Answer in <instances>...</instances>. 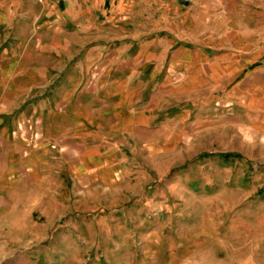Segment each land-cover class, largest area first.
Returning a JSON list of instances; mask_svg holds the SVG:
<instances>
[{"label": "rangeland", "instance_id": "rangeland-1", "mask_svg": "<svg viewBox=\"0 0 264 264\" xmlns=\"http://www.w3.org/2000/svg\"><path fill=\"white\" fill-rule=\"evenodd\" d=\"M189 7L0 0V264H264V93L170 68Z\"/></svg>", "mask_w": 264, "mask_h": 264}, {"label": "crops", "instance_id": "crops-1", "mask_svg": "<svg viewBox=\"0 0 264 264\" xmlns=\"http://www.w3.org/2000/svg\"><path fill=\"white\" fill-rule=\"evenodd\" d=\"M180 1H189L190 4L186 26L190 29L197 28L198 20L204 18L207 34L198 40L189 30L190 35L181 36L180 41L174 40V44L181 49L176 51L177 56L170 63V68L194 69V72H189L188 78L190 85L195 86V89L198 85H218L223 89L221 96H251V99L261 96L264 93V80L261 78L264 73V3L259 0ZM173 32L175 37H180L177 28ZM186 37L190 40L183 43L181 39ZM209 37L219 38L223 43L220 47H212L207 41ZM167 46L172 47L173 44L167 43ZM167 46L166 51L169 50ZM187 47L191 58L189 62L186 58L181 59L182 54H187ZM213 49L219 51H215L214 57H211L208 53ZM124 114L128 116L127 112ZM6 147L5 128L0 127V170L5 162L3 151ZM17 153L20 156V147H17ZM16 188H21L20 179L15 178L14 174H0L1 224L7 217L11 218L10 215L20 211V197L16 205L14 194ZM1 224L0 228H3Z\"/></svg>", "mask_w": 264, "mask_h": 264}, {"label": "trees", "instance_id": "trees-1", "mask_svg": "<svg viewBox=\"0 0 264 264\" xmlns=\"http://www.w3.org/2000/svg\"><path fill=\"white\" fill-rule=\"evenodd\" d=\"M223 158H225V159H229L230 157H232V156H230V155H225V156H222Z\"/></svg>", "mask_w": 264, "mask_h": 264}]
</instances>
